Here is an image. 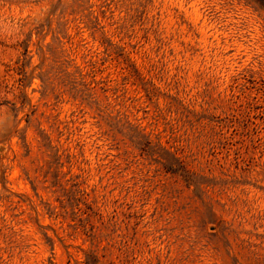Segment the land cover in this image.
I'll use <instances>...</instances> for the list:
<instances>
[{"label":"rangeland","instance_id":"1","mask_svg":"<svg viewBox=\"0 0 264 264\" xmlns=\"http://www.w3.org/2000/svg\"><path fill=\"white\" fill-rule=\"evenodd\" d=\"M0 264H264V0H0Z\"/></svg>","mask_w":264,"mask_h":264}]
</instances>
